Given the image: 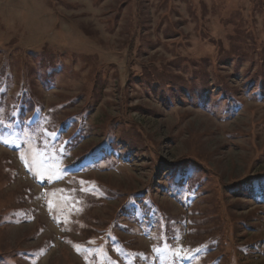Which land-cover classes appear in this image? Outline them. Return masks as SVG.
Segmentation results:
<instances>
[{"label": "rangeland", "instance_id": "1", "mask_svg": "<svg viewBox=\"0 0 264 264\" xmlns=\"http://www.w3.org/2000/svg\"><path fill=\"white\" fill-rule=\"evenodd\" d=\"M0 264H264V0H0Z\"/></svg>", "mask_w": 264, "mask_h": 264}, {"label": "trees", "instance_id": "2", "mask_svg": "<svg viewBox=\"0 0 264 264\" xmlns=\"http://www.w3.org/2000/svg\"><path fill=\"white\" fill-rule=\"evenodd\" d=\"M148 70H149V69H148ZM147 74H148V75L152 74V71H149V72L147 71ZM145 76H146V75H145ZM146 77H147V76H146ZM122 128H124V127L122 126ZM131 128H132V127H131ZM124 130H125V131H128V132H131L130 129H128V128H124ZM120 140H121V141H124V140L127 141V142L124 141L125 143H128V142H129V141H128L129 139H128V138H125V137H124V138H121ZM128 146H131V145L128 143ZM174 168H175V167H174ZM174 168H173V170H174ZM176 168H177V172H180V171H181L180 166L176 165ZM256 181H257L256 177H255V178H252V183L256 184Z\"/></svg>", "mask_w": 264, "mask_h": 264}]
</instances>
